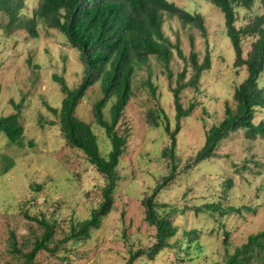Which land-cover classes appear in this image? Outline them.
<instances>
[{"label": "rangeland", "instance_id": "rangeland-1", "mask_svg": "<svg viewBox=\"0 0 264 264\" xmlns=\"http://www.w3.org/2000/svg\"><path fill=\"white\" fill-rule=\"evenodd\" d=\"M22 1L18 13L23 24L7 27L9 17L0 9V116L14 111L11 99L21 100L18 114L24 128L22 146L9 142L0 131V168L8 160L13 161L8 171L0 173V264H22L20 253L10 246V235L15 234L19 249L30 250L33 239L43 231L34 217H44L53 224L49 246L56 248L53 252L40 250L32 264H127L130 252L146 249L156 241L155 227L145 220L142 201L171 171L173 159L163 154L170 143L164 124L167 122L171 131L175 127L169 81L175 86L176 74L184 70V81L189 79L194 72L192 53L198 64L208 57L210 65L202 71L196 86L187 85L180 91L183 107L194 106L180 119L175 133L174 179L155 196L165 205L156 208L157 214L173 210L170 217L177 232L168 240L172 246L161 249L151 259L139 256L134 263L217 264L226 250L232 252L248 234L264 230V137L251 139L242 130L230 132L217 144L215 157L193 163L206 130L223 118L225 102L235 106L232 95L247 74L245 66H234L223 14L211 0H168L202 15L206 34L163 13L164 34L178 45L184 58L173 49L171 79L153 55L136 67L133 94L117 124L120 131L127 129L128 136L117 166L120 179L113 190L112 208L88 239L60 242L71 222L87 218L101 202L105 179L81 150L67 144L57 116L45 105L58 107L63 96L54 74L62 76L70 88L82 81L79 51L42 19L35 20L36 35H31L24 25L39 0ZM263 10L264 0H254L250 8L236 7L235 26L245 24ZM252 40L250 36L243 38V57ZM258 81L264 86V70ZM99 96V82H95L80 99L76 114L91 125L99 151L105 155L110 142L91 113V104ZM260 118L264 119V108L256 111L254 120ZM206 202L238 209L226 213L220 209L194 210ZM224 230L228 232L226 245ZM191 231L195 234L189 235Z\"/></svg>", "mask_w": 264, "mask_h": 264}, {"label": "trees", "instance_id": "trees-1", "mask_svg": "<svg viewBox=\"0 0 264 264\" xmlns=\"http://www.w3.org/2000/svg\"><path fill=\"white\" fill-rule=\"evenodd\" d=\"M222 12L225 34L229 38L234 51L233 64L236 67L245 66L246 76L237 84L233 91L235 106L224 104V116L217 123L212 124L205 133L202 148L196 153L193 163L216 156L217 144L230 132L242 130L246 138L264 137V119L254 120L256 111L264 108V86L259 85V77L264 70V10L255 14L251 20L236 27V7L250 8L254 0H211ZM23 1L0 0V9L7 13L9 21L7 27L19 23V9ZM163 13L176 16L185 24L196 27L202 34H206L204 19L199 13L188 12L168 0H39L30 19L24 25L31 35L37 18L45 21L49 27L57 29L67 41L79 51L83 64V79L76 87L70 88L62 76L53 75L54 81L59 83L62 98L60 106L53 107L45 103L47 109L57 116L59 129L69 146L83 152L86 160L103 175L105 184L102 187V200L94 207L89 216L77 222H71L68 233L59 240H86L91 231L100 226L102 217L112 208L113 190L120 179L117 166L127 142V129H118L117 124L133 94L132 77L136 67L144 63L153 55L157 61L167 69L169 79L172 73L169 62L173 49L180 58H184L182 50L177 44L164 34L162 29ZM17 20V21H15ZM20 24H23L20 22ZM252 37L250 50L246 57L242 56V40ZM194 72L184 81L185 70L176 74L175 86L169 89L173 96L175 109V127L170 130L169 124H164V130L170 137L169 146L163 149V154L173 159L169 174L162 176L150 195L143 199L145 220L155 227V239L146 249L138 248L130 252L127 264H135L139 256L153 258L161 249L172 246L168 240L177 232V226L171 220L172 209L164 215L157 214L156 208L165 206L155 200L156 193L174 179L176 164L174 163L175 133L179 129L180 119L189 114L194 104L183 107L180 101V91L187 85H195L203 70L209 68L210 61L206 57L200 64L191 54ZM99 82L101 96L91 104L94 121L104 129L110 142V149L103 155L99 151L96 134L91 125L79 118L76 107L84 97L86 89ZM152 90L154 87L147 79ZM14 111L0 116V131L9 142L23 145V125L19 120V109L22 101L10 100ZM107 110V116L105 114ZM51 124H55L54 121ZM120 131V132H119ZM31 144V141H29ZM13 166L8 160L1 168L4 173ZM190 167V166H188ZM187 167V168H188ZM246 168V165L243 166ZM220 209L237 210L229 205L222 207L219 202H206L195 206L196 212H207ZM43 231L39 237L33 239L28 251H22L17 246L14 233L10 235V246L13 251L20 253L22 264H32L37 252L45 250L53 252L56 248L49 246L54 233V226L44 217H34ZM195 231L189 232V235ZM228 232L224 230L223 242L227 244ZM191 237L190 239H192ZM259 260V262H257ZM217 264H264V230L250 233L244 242L237 245L232 252L225 251L224 259Z\"/></svg>", "mask_w": 264, "mask_h": 264}, {"label": "clouds", "instance_id": "clouds-1", "mask_svg": "<svg viewBox=\"0 0 264 264\" xmlns=\"http://www.w3.org/2000/svg\"><path fill=\"white\" fill-rule=\"evenodd\" d=\"M174 3V2H173ZM205 24V23H204Z\"/></svg>", "mask_w": 264, "mask_h": 264}]
</instances>
